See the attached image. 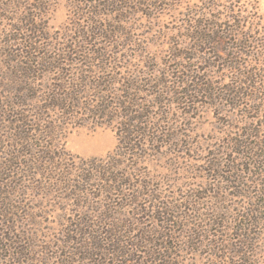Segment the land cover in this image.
I'll return each mask as SVG.
<instances>
[{
	"label": "rangeland",
	"instance_id": "rangeland-1",
	"mask_svg": "<svg viewBox=\"0 0 264 264\" xmlns=\"http://www.w3.org/2000/svg\"><path fill=\"white\" fill-rule=\"evenodd\" d=\"M110 1L0 0V264H151L146 251L163 244L170 248L168 259L156 264H219V258L226 264H264V174H240L241 165L247 173L248 162L228 150L232 141L241 142L246 134L245 122L264 127L262 114L250 113L244 119V105L231 109L219 99L191 95L181 100L176 95L186 85L211 83L217 95L232 86L231 75L225 78L216 67L203 63V57L213 56L212 48L198 46L190 38L198 24L225 22L227 0ZM242 2L247 9L240 17L256 7L264 21V0ZM97 27L108 33L119 31L109 41L118 42L114 51L131 59L127 71L142 89L138 100L147 107L150 123H155L159 133L158 143L147 144L145 155L136 163L118 158V165H110L115 171L112 176L123 169V181H131L134 187L110 195L100 193L103 184L96 180L92 189L85 187L83 181L93 176L84 172L89 167L82 162L104 160L114 152L118 127L111 117L114 114L108 113L97 127L85 118L58 123L55 154L62 150L73 161L43 165V156L35 158L34 153H41V143L49 144L45 136L54 130L33 123L32 106L20 110L14 105L42 98L54 85L52 77L59 74L48 73L47 68L29 76L18 73L19 66L28 65L25 48L29 42L38 49L28 56L33 61L81 42L79 34H95ZM103 42L86 40L82 45L94 51ZM227 43H218L217 48L231 45ZM218 57L224 54L219 52ZM77 70L71 68V74ZM187 76L186 85L178 83ZM157 81L164 83L161 98L156 96L161 90L154 88ZM28 82L34 83L35 95L25 86ZM115 86L122 89L121 84ZM59 117L45 112L41 119ZM245 140L247 147H256V140ZM253 153L257 155L256 148ZM234 159V185L228 188L225 181L231 177L227 172ZM133 163L135 171L128 170ZM212 167L221 174L210 173ZM128 199L136 201V207ZM255 205L263 208L252 220L261 222L249 227L246 215L256 211ZM165 220L170 224L164 225ZM97 232L109 238L115 235L127 245L138 242L140 254L124 259L100 254ZM140 239L153 244L144 246ZM240 241L248 245L243 249ZM226 243L244 252L243 257L222 253L223 248L216 250L220 244L226 249Z\"/></svg>",
	"mask_w": 264,
	"mask_h": 264
},
{
	"label": "trees",
	"instance_id": "trees-1",
	"mask_svg": "<svg viewBox=\"0 0 264 264\" xmlns=\"http://www.w3.org/2000/svg\"><path fill=\"white\" fill-rule=\"evenodd\" d=\"M114 2L120 3L122 0H111L108 4ZM226 2L228 6L224 7L225 22L217 23L216 21H210L209 23L205 22L204 24H198L199 27L195 28L196 30L192 32L190 38L195 41L198 46H210L212 48L213 56L211 57L208 55L207 58L205 57L206 59L203 57V63L211 69L216 67L217 70H220L219 73L222 72L221 74H223V77L225 78L227 76L226 74L231 75L232 86H225L222 93L217 95L215 88L211 83L194 84L192 87L186 85L189 82V76H187L185 82H178L179 84L186 85L184 88L186 90H184L183 93H177L176 95H180V98H182L181 100L190 98L191 95H202L207 98L209 97L210 99H219L231 109L240 110V106L244 105V107H246L245 109L248 111L247 113L246 110L243 112L242 117L244 119L248 114L257 112L262 114L260 117L264 123L263 16L259 15L258 9L255 7L252 13H248L245 17H240V15L247 9L243 6L244 4L242 0H227ZM89 3L91 5L93 1ZM234 9H236V11H234ZM259 31L262 32L260 33ZM94 32H97L95 33L96 35L92 32H83L82 35L79 34L77 37V40H81V42L77 44L73 43L72 46L65 47L61 51L57 50L54 56L44 55V57L36 58L33 61H30L28 56L35 54L38 49L33 48L31 42H29L27 44L28 46L25 48V58L28 65L19 66L18 73L23 74L24 76H29L35 74L41 68H47L48 73L55 74L56 72L59 74L56 77L52 75L54 77H52L51 82L54 83V85H50L47 93L42 94V98L36 96L33 100L30 99L25 102H18L14 105L20 107V110L32 106L35 108L34 111L36 113L32 119L33 123L40 129L42 128L41 126L45 127L46 125H50V130H54V134L49 133L45 136V140L49 142V144L41 143V153H34L35 158L43 156L40 163L43 165H51L55 164V162L60 165H66L73 161V158L62 150L61 154H55V152H57V147L55 146V134H60L55 133V126L58 123L72 122L76 119L85 118L97 127L103 124L101 122L104 121L101 120L107 117L108 113L114 114L111 115V117L118 121V127H116L117 143L114 152L106 156L104 160L93 159L82 162L89 167L84 172L93 176L92 178L83 181L85 187L87 186L89 189H92L93 182L96 180L103 184L100 193L110 195L112 193H118L121 190L130 191L129 189L132 190L134 188L130 185L131 183H129L131 181H123L122 178L124 175L121 174L123 169H120L119 174L116 173L115 176H112L114 167L110 165H118V158L121 160H132L136 163V161L141 159L142 155H145L144 152L148 147L145 146L147 144L156 145L158 143L159 133L155 128V123H150L152 120L149 111H147V107L141 105V102L138 100V95L143 92L142 89L136 87L137 83L134 81V77L132 75L129 76L130 71H127L128 68L132 67L131 59L129 57V59H127V56L125 58V56L119 54L120 51H114L113 47H115L116 50L118 49V42L113 43L112 40L109 41V39H112L119 31L108 33L107 31L100 29V27H97ZM86 40H92L94 42L104 41L103 43L105 45L92 51L93 49H87L85 48L86 45H82L83 43H86ZM227 41L231 42V45L226 46L225 48H220V51L217 48V44H224L225 42L227 43ZM219 52L223 53L224 57H218ZM205 55H207V53L203 56ZM71 68H78V70L76 73L71 74ZM27 84L28 85L25 84V86L35 95L36 90L34 83L28 82ZM118 84H121L122 89H116L115 85ZM147 85L150 88L151 84L149 81H147ZM154 88H159L161 90V92L158 91V94L156 93V96L161 98L165 89L164 83L157 81ZM189 88L190 90H188ZM45 112H55L58 113L60 117L57 120H42L41 116ZM25 120L26 118L23 119L24 122ZM58 126L59 125H57V127ZM244 128L246 134L243 135V137L240 135L242 138L241 142H236V140L232 141L229 144L230 149L228 150L231 155L238 156L240 160H246L248 162L249 169L247 173H244L245 169L243 165H241L242 171H240V174L247 176L264 174V127L254 128L252 127V124L245 122ZM44 129H47V127ZM248 138L257 141V144L255 145L257 155L253 153L255 148L247 147L245 139ZM22 140H24L26 144L30 143L27 141L28 138H23ZM234 147L238 148L241 152L237 153L234 151ZM45 154H47L48 157H44ZM246 155H248V157H246ZM134 163L132 164V167L128 166L127 169L135 171V169H133ZM234 163L235 159L230 163V171L227 172V175L231 176L229 177L230 179L225 181V185L228 188H233L234 185L232 181V176L235 174V170L233 169ZM254 168H256L257 173ZM217 169L219 168L212 167L210 173L219 176L221 172L219 171L217 173ZM126 177L129 178L130 176L126 175ZM222 181L223 179L220 180V182ZM87 192H85L84 195H86ZM128 202L130 206L136 207V201L128 199ZM256 207L257 206L255 205V208ZM262 208V206H258L256 211L252 210L250 217L246 215L245 220L249 227L261 222V220L257 218V222L254 223L252 217L253 214L257 217L259 209L262 210ZM191 212L194 213L193 210ZM167 224H170L169 220L164 221V225ZM212 224L213 226L215 224L217 226V223L214 221ZM238 232L241 234V230H238ZM96 234V246H98L97 250L100 254L105 253L108 256L124 259L125 257L135 258L134 256L139 253L137 249L139 247L138 240H136L137 243L127 245V242L125 241H118L115 235H113V238H109L103 236L101 232H97ZM107 235L111 236L112 234L108 232ZM199 237L202 239L205 238V236L201 234ZM240 237H242V235H240ZM165 238L166 237H162L161 239L164 240ZM171 239L173 241L175 240L172 237ZM140 243H143L144 246H150V243L153 244L152 241L145 239H140ZM227 244L228 243H226V245ZM246 245L248 244L240 241V246H242L243 249ZM111 246L116 248V251H109L112 249ZM232 246L233 245L229 244L225 249L224 247H221L220 244L216 247V250L220 252L223 248L224 250H222V253L231 252L232 255L242 258L243 255L241 254H244V252L237 251V249L232 248ZM108 247H110L109 250H106L105 248ZM154 247L153 250L151 249V252L146 251L145 253L148 257L152 258L151 264H156L155 262H160L164 258L168 259L169 254L167 253L170 248L165 244ZM157 249L158 251H156ZM101 257L104 256L101 255ZM219 259V264L225 262V259L224 261L221 260V258ZM136 262L137 261H135V263Z\"/></svg>",
	"mask_w": 264,
	"mask_h": 264
}]
</instances>
